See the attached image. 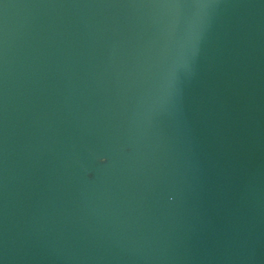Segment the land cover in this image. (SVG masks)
<instances>
[{"label":"water","instance_id":"1","mask_svg":"<svg viewBox=\"0 0 264 264\" xmlns=\"http://www.w3.org/2000/svg\"><path fill=\"white\" fill-rule=\"evenodd\" d=\"M0 264H264V0H0Z\"/></svg>","mask_w":264,"mask_h":264}]
</instances>
